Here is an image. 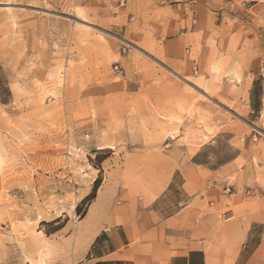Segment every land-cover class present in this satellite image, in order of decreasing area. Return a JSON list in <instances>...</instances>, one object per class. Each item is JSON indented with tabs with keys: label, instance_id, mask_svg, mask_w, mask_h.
<instances>
[{
	"label": "rangeland",
	"instance_id": "1",
	"mask_svg": "<svg viewBox=\"0 0 264 264\" xmlns=\"http://www.w3.org/2000/svg\"><path fill=\"white\" fill-rule=\"evenodd\" d=\"M239 221L264 264V0H0V264Z\"/></svg>",
	"mask_w": 264,
	"mask_h": 264
},
{
	"label": "crops",
	"instance_id": "2",
	"mask_svg": "<svg viewBox=\"0 0 264 264\" xmlns=\"http://www.w3.org/2000/svg\"><path fill=\"white\" fill-rule=\"evenodd\" d=\"M258 224L252 221L246 226L239 221L228 226L229 233L242 242L233 264H246V255H253L250 243L258 238ZM154 226L153 234L147 239L144 236L140 247L133 245L130 236L121 229L100 231L92 239V258L88 264H213V259L196 247L191 238L184 249L181 242L177 243V226L167 231V235L164 230L162 237L158 225Z\"/></svg>",
	"mask_w": 264,
	"mask_h": 264
},
{
	"label": "built area",
	"instance_id": "3",
	"mask_svg": "<svg viewBox=\"0 0 264 264\" xmlns=\"http://www.w3.org/2000/svg\"><path fill=\"white\" fill-rule=\"evenodd\" d=\"M91 254L89 255V258L87 260L84 261V264H88V262L91 260Z\"/></svg>",
	"mask_w": 264,
	"mask_h": 264
},
{
	"label": "bare ground",
	"instance_id": "4",
	"mask_svg": "<svg viewBox=\"0 0 264 264\" xmlns=\"http://www.w3.org/2000/svg\"><path fill=\"white\" fill-rule=\"evenodd\" d=\"M29 264V263H28Z\"/></svg>",
	"mask_w": 264,
	"mask_h": 264
}]
</instances>
